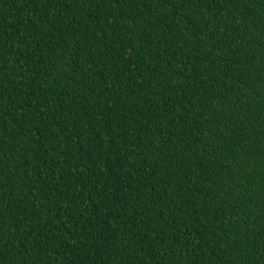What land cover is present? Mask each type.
<instances>
[{
	"label": "trees",
	"instance_id": "obj_1",
	"mask_svg": "<svg viewBox=\"0 0 264 264\" xmlns=\"http://www.w3.org/2000/svg\"><path fill=\"white\" fill-rule=\"evenodd\" d=\"M0 264H264V0H0Z\"/></svg>",
	"mask_w": 264,
	"mask_h": 264
}]
</instances>
